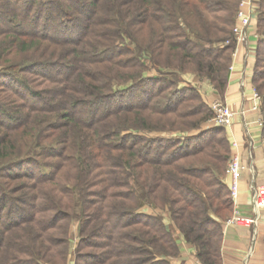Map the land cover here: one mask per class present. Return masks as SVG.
I'll return each instance as SVG.
<instances>
[{"label":"trees","instance_id":"1","mask_svg":"<svg viewBox=\"0 0 264 264\" xmlns=\"http://www.w3.org/2000/svg\"><path fill=\"white\" fill-rule=\"evenodd\" d=\"M237 2L0 0V264H66L73 219L74 264H177L175 236L144 204L167 207L201 264L221 263L222 128L144 132L212 115L176 72L223 96ZM256 25L264 34V0ZM252 82L264 139V37Z\"/></svg>","mask_w":264,"mask_h":264},{"label":"crops","instance_id":"2","mask_svg":"<svg viewBox=\"0 0 264 264\" xmlns=\"http://www.w3.org/2000/svg\"><path fill=\"white\" fill-rule=\"evenodd\" d=\"M256 52V20L253 19L247 29L246 41L238 44L237 52L232 58L233 68L228 71L227 85L222 97L215 92L208 79H201L195 74H184L180 84L197 88L208 107L213 100L219 99L235 112L231 125L221 127L227 143H230L229 152H237L245 165L239 175L238 195L232 201L231 215L235 214L245 221L255 218V223L222 220L220 264H264V139L261 114L259 110L251 108ZM240 110H245L243 115L239 113ZM208 124L207 119L197 131L210 128ZM197 131L188 134H195ZM231 141H234L236 146H232ZM222 180L228 187L227 173L223 175ZM252 186L258 191L257 213L254 209ZM143 210L153 214L160 211L155 208ZM163 222L172 231L179 248V254L171 258V261L177 264H201L196 256L195 245L184 239L168 213H164Z\"/></svg>","mask_w":264,"mask_h":264},{"label":"built area","instance_id":"3","mask_svg":"<svg viewBox=\"0 0 264 264\" xmlns=\"http://www.w3.org/2000/svg\"><path fill=\"white\" fill-rule=\"evenodd\" d=\"M259 9V2L258 0H239L238 7L236 9L235 17H234V24L232 27V35L235 42L234 48L232 50V57H234L237 46L240 43H243L247 39V29L251 24L253 18L256 16ZM233 68V64L229 65V69ZM253 109L259 110V101L260 94L253 87ZM209 107L212 111L211 117L208 119V127L220 126V127H228L232 123V118L234 116V111L230 108L228 104L225 102L215 99L210 104ZM244 110H240L239 113L241 115L244 114ZM245 123V122H244ZM247 123V122H246ZM245 123V124H246ZM172 136H181L172 134ZM232 146H236L234 141H231ZM245 167L243 162L240 159V156L237 152H231L228 156L227 166H226V173L229 176V184L228 189L230 192V196L232 201L237 198L238 195V184H239V175L241 170ZM254 189V209L256 213L259 209L258 203V191L256 190L255 186H252ZM226 222H242V223H255V218H251L249 221L240 220L235 214L231 215L227 218Z\"/></svg>","mask_w":264,"mask_h":264},{"label":"rangeland","instance_id":"4","mask_svg":"<svg viewBox=\"0 0 264 264\" xmlns=\"http://www.w3.org/2000/svg\"><path fill=\"white\" fill-rule=\"evenodd\" d=\"M258 2H260V0H258ZM238 4H239V0L237 2V5H236V9L238 7ZM236 9H235V13H236ZM258 12H259V9H258ZM258 12L256 14V16L253 18L254 20H257V15H258ZM235 13H234V17H235ZM234 24V22H233ZM233 27V25H232ZM259 37H264V34H262L261 31H258L257 29V25H256V38L258 39ZM127 42V41H126ZM244 43V42H243ZM131 47H135L134 44H130ZM237 52V51H236ZM236 54V53H235ZM232 52H231V61H230V64L232 63ZM256 59V58H255ZM229 64V65H230ZM152 65V64H151ZM148 64L146 70L143 71V74L144 75H148V76H153L157 73V71L155 70V68H153V66H151ZM228 71H230L229 69V66H228ZM177 73V77H178V86H180V84L182 83L183 81V75L184 74H195L197 75L199 78L201 79H208L207 77L205 76H201L199 75L198 73L194 72V71H190V70H186V71H181V72H176ZM135 80V79H134ZM133 79H130L128 80L127 82L125 83H120L118 86L116 87H123L127 84H130V82L134 81ZM209 83L212 85V87L214 88L215 92L220 95L218 93V91L216 90V88L214 87V85L211 83V81L208 79ZM195 88V87H194ZM197 90V88H195ZM198 92V91H197ZM221 96V95H220ZM253 96V95H252ZM222 97V96H221ZM202 98V97H201ZM222 101V100H221ZM253 104H254V99L252 97V100H251V108L253 109ZM261 103L259 101V112L261 114ZM256 110V109H255ZM245 111V110H244ZM211 117V116H210ZM209 117V118H210ZM208 118V119H209ZM262 118V116H261ZM206 120L202 121L199 125V127L201 128V125H203L205 123ZM262 121V119H261ZM199 127L198 128H194V129H190L188 131H173V132H163V131H150V132H144V133H147V135H165V136H172V134H175V135H181V134H187V133H190V132H194V131H197L199 130ZM198 132V131H197ZM228 144V149H229V146H230V143H227ZM230 152L228 150V156H229ZM227 161H228V158H227ZM227 161H226V166H227ZM226 173V172H225ZM135 187H137L136 184H134ZM148 208H155V209H159L160 211L158 213L162 214L164 216V213L167 214L168 213V210H167V207H155L154 205H150V204H144L142 206V209H148ZM231 216V215H230ZM229 216V217H230ZM227 217V218H229ZM226 218V220H227ZM77 241H78V222L77 220L73 219L70 223V226H69V244H68V256H67V261H66V264H74V250H75V247H76V244H77Z\"/></svg>","mask_w":264,"mask_h":264}]
</instances>
